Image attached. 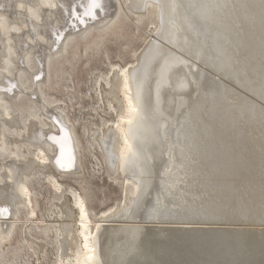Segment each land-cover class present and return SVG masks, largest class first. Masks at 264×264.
Instances as JSON below:
<instances>
[{
  "label": "bare ground",
  "instance_id": "6f19581e",
  "mask_svg": "<svg viewBox=\"0 0 264 264\" xmlns=\"http://www.w3.org/2000/svg\"><path fill=\"white\" fill-rule=\"evenodd\" d=\"M102 3L0 0V264H264V0Z\"/></svg>",
  "mask_w": 264,
  "mask_h": 264
},
{
  "label": "snow or ice",
  "instance_id": "6c2138e0",
  "mask_svg": "<svg viewBox=\"0 0 264 264\" xmlns=\"http://www.w3.org/2000/svg\"><path fill=\"white\" fill-rule=\"evenodd\" d=\"M176 5L173 4L172 7H175ZM192 6H196L193 4ZM223 6V5H217ZM20 9H24L25 5L23 3H20L18 5ZM47 8V9H58L63 8L64 5L58 4L55 2V0H41V5L37 7L35 10L33 8H28L29 13V20L32 22V31L37 34L36 39L42 41L45 44H48L49 51L53 50V46H55V50H59V46L63 42L65 38V33L69 29H76L78 25H84L87 23L88 20H96L97 19V10L103 11L104 5L102 3V0H89V3L87 5H80V7L84 8L83 13L78 11V6H73L71 11L68 12L67 9H65V16L63 17V25L56 26L53 25L50 30V36H43L41 37L39 35V29L40 26L44 24V21L42 19V16L40 14V8ZM206 7V6H204ZM51 19V17H50ZM27 23L25 24V27H27ZM61 27H63V31H61ZM17 31H20V29H17ZM128 72V69H124V74L126 75ZM37 80L41 79V76L36 77ZM125 84L127 86V79L125 80ZM13 88L15 85L12 86ZM11 89H7L6 91H10ZM143 119V116L141 114V111L138 107V105H134L131 101L128 105V119L126 120V123L130 126V129L132 126L138 124L139 121ZM57 123H60L57 121ZM60 132L63 134L60 139H57L55 135L49 136L48 139L53 142V144H56L59 146V155L56 156L55 163L59 166L61 170H69L72 167H74L75 164V158L74 154L71 152L69 145H70V138L68 137L66 133V129L64 128L63 124H60ZM125 144H128L127 139H125ZM128 150L131 151V145H128ZM26 191V189L24 190ZM80 212H81V218L84 219L85 216V208L83 203L79 205ZM8 208H0V216H3L5 213H8ZM87 239V238H86ZM87 247V245H86ZM92 257H89V260H91Z\"/></svg>",
  "mask_w": 264,
  "mask_h": 264
},
{
  "label": "rangeland",
  "instance_id": "374dc122",
  "mask_svg": "<svg viewBox=\"0 0 264 264\" xmlns=\"http://www.w3.org/2000/svg\"><path fill=\"white\" fill-rule=\"evenodd\" d=\"M42 182H43V183H42ZM42 182H41V186H42V188H41L42 190H41V191L44 193L45 191H44L43 189H45L46 187H45V183H44V181H42ZM107 186H108V185H107ZM106 190H107V189H106ZM106 190H105V192L107 193Z\"/></svg>",
  "mask_w": 264,
  "mask_h": 264
}]
</instances>
